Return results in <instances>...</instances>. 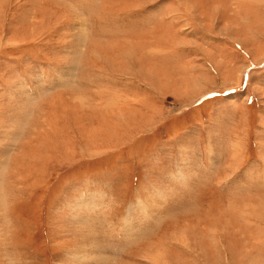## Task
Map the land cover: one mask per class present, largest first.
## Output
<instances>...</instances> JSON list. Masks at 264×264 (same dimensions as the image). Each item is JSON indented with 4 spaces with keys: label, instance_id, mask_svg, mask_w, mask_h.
I'll use <instances>...</instances> for the list:
<instances>
[{
    "label": "rangeland",
    "instance_id": "374dc122",
    "mask_svg": "<svg viewBox=\"0 0 264 264\" xmlns=\"http://www.w3.org/2000/svg\"><path fill=\"white\" fill-rule=\"evenodd\" d=\"M0 264H264V0H0Z\"/></svg>",
    "mask_w": 264,
    "mask_h": 264
},
{
    "label": "snow or ice",
    "instance_id": "6c2138e0",
    "mask_svg": "<svg viewBox=\"0 0 264 264\" xmlns=\"http://www.w3.org/2000/svg\"><path fill=\"white\" fill-rule=\"evenodd\" d=\"M235 89H231L228 93H226L225 95H231L233 92H235ZM213 95H217L216 93H214Z\"/></svg>",
    "mask_w": 264,
    "mask_h": 264
},
{
    "label": "bare ground",
    "instance_id": "6f19581e",
    "mask_svg": "<svg viewBox=\"0 0 264 264\" xmlns=\"http://www.w3.org/2000/svg\"><path fill=\"white\" fill-rule=\"evenodd\" d=\"M111 104V103H110ZM108 105V104H107Z\"/></svg>",
    "mask_w": 264,
    "mask_h": 264
}]
</instances>
